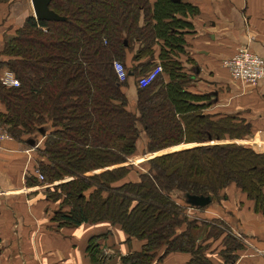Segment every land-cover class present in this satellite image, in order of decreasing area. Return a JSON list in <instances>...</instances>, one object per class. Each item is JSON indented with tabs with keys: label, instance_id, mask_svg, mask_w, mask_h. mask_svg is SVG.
Segmentation results:
<instances>
[{
	"label": "trees",
	"instance_id": "1",
	"mask_svg": "<svg viewBox=\"0 0 264 264\" xmlns=\"http://www.w3.org/2000/svg\"><path fill=\"white\" fill-rule=\"evenodd\" d=\"M17 2L25 4L0 0V5L14 8ZM50 8L65 21L38 20L32 12L5 41L0 126L17 142H41L36 164L45 180L33 173L28 184L60 182L45 191L58 203L53 221L119 227L128 241L143 244L122 256V264H158L174 253L189 255L187 264H214L207 255L212 245L225 264H234L244 243L223 221L199 223L187 210L221 204L235 188L264 214V154L237 143L211 144L243 140L253 133L251 124L204 115V107L195 104L201 97L181 82L187 77L176 51L184 44L181 31L192 29L183 18L196 16L198 7L186 0H54ZM137 45L132 62L138 65L129 67L128 55ZM156 49L163 72L142 89V76L158 66ZM147 56L151 59L139 63ZM115 61L128 72L125 82L117 77ZM6 71L14 73L18 87L2 84ZM131 78L135 109L126 93ZM184 143L199 146L153 157L147 169L129 164L138 154ZM186 195L212 202L197 208ZM100 239L89 241L92 264L108 260Z\"/></svg>",
	"mask_w": 264,
	"mask_h": 264
},
{
	"label": "crops",
	"instance_id": "2",
	"mask_svg": "<svg viewBox=\"0 0 264 264\" xmlns=\"http://www.w3.org/2000/svg\"><path fill=\"white\" fill-rule=\"evenodd\" d=\"M186 1L196 5L199 13L183 18L192 29L181 31L185 33L184 44L176 51V61L187 77L181 82L187 91L201 97L195 104L204 107V115L235 116L251 124L253 133L241 142L264 154V79L255 85L235 81L225 66L240 47L250 48L264 59V0ZM31 8L30 0L17 2L14 8L0 5V61L4 38L24 24ZM156 50L154 61L162 66ZM137 51L135 48L128 55L129 67L138 65L132 62ZM148 59L151 57L139 63ZM163 79L170 81L167 74ZM134 82L129 80L126 93L135 109ZM36 149L27 142H0V264H92L88 247L94 237H101L100 245L108 258L104 264H122V256L141 250L142 242L128 241L123 230L110 223L71 227L53 221L58 203L50 202L45 191L55 184H28L29 176L37 175ZM160 153L138 154L129 164L147 166L151 158L163 155ZM227 194V201L188 214L199 223L213 224L211 220L219 219L242 239L245 249L235 253L238 259L234 264H264V214L255 212L253 202L235 188H229ZM215 251L216 245L210 247L209 258L214 264H225ZM189 260L187 254L174 253L158 264H187Z\"/></svg>",
	"mask_w": 264,
	"mask_h": 264
},
{
	"label": "built area",
	"instance_id": "3",
	"mask_svg": "<svg viewBox=\"0 0 264 264\" xmlns=\"http://www.w3.org/2000/svg\"><path fill=\"white\" fill-rule=\"evenodd\" d=\"M231 78L235 81L243 82L250 85H255L264 79V59L253 53L250 48L240 47L235 54L225 63ZM114 69L120 82H125L128 77V72L124 68L123 63L114 62ZM163 72L161 65L156 66L147 75L142 76L140 86L143 88L152 84L156 78ZM2 84L8 88L18 87L20 85L18 79L11 71H6L1 77ZM12 136L3 128H0V142L11 141ZM39 180L44 181L45 177L36 171Z\"/></svg>",
	"mask_w": 264,
	"mask_h": 264
},
{
	"label": "water",
	"instance_id": "4",
	"mask_svg": "<svg viewBox=\"0 0 264 264\" xmlns=\"http://www.w3.org/2000/svg\"><path fill=\"white\" fill-rule=\"evenodd\" d=\"M54 0H31L33 15L36 19L48 22H61L65 21V17L58 15L55 11L51 10L50 5ZM180 1V0H178ZM32 146H37L40 141L29 140L27 142ZM185 199L191 206L202 208L211 204V198L197 197L186 195Z\"/></svg>",
	"mask_w": 264,
	"mask_h": 264
},
{
	"label": "rangeland",
	"instance_id": "5",
	"mask_svg": "<svg viewBox=\"0 0 264 264\" xmlns=\"http://www.w3.org/2000/svg\"><path fill=\"white\" fill-rule=\"evenodd\" d=\"M21 2H23L24 0H20ZM25 3H27V0H25ZM9 38H11L10 36H6V38H4V44H5V41H7ZM139 46V47H138ZM135 48L137 49V50H139L140 49V45H137V46H135ZM139 48V49H138ZM124 68H125V66H124ZM126 69V68H125ZM153 69V68H152ZM151 69V70H152ZM150 71V70H149ZM148 72V71H147ZM145 74V73H144ZM143 74V75H144ZM140 76H142V75H140ZM0 128H3L2 126H0ZM4 129V128H3ZM9 135H11L9 132H7ZM12 136V135H11ZM12 138H13V141H15V139H14V137L12 136ZM242 140V139H241ZM241 140H238V139H234V140H227V141H225V140H223V141H221L219 144H223V143H237V144H242V145H246L245 143H242L241 142ZM240 142V143H239ZM213 144H217V142H213ZM192 146V145H191ZM190 145H181V146H179L178 148H176V149H169V150H167V151H161V153L160 154H165L166 152H167V154H168V152H175V151H180V150H184V149H186V148H188V149H190L189 147H191ZM196 147V146H195ZM134 162L135 163H139V161L137 160V159H134ZM134 166H138V164H135ZM138 167H140V168H142V169H144V168H146L147 169V166H144V164L143 165H140V166H138ZM38 169H39V167H37ZM37 169V170H38ZM55 185H58V184H56L55 183ZM221 195H222V193H221ZM221 199L222 198V196H220V197H216V198H214L215 199V201H217V199ZM215 203V202H214ZM191 209V210H190ZM188 208V210H187V213H190V212H193L192 210H195V209H193V208ZM189 216H190V218L191 219H193L192 217H191V215L190 214H188ZM197 216V215H196ZM220 221L221 220H219V219H216V220H211V222L212 223H214V224H216V225H219V224H221L220 223ZM237 238V237H236ZM222 240V242L224 241H226V239L224 238H222L221 239ZM237 240H240V241H242V239L240 238V237H238L237 238ZM206 245H208V243L207 244H205V246ZM221 246H223V244L221 245ZM212 247H213V245H212ZM212 247H211V249H212Z\"/></svg>",
	"mask_w": 264,
	"mask_h": 264
},
{
	"label": "bare ground",
	"instance_id": "6",
	"mask_svg": "<svg viewBox=\"0 0 264 264\" xmlns=\"http://www.w3.org/2000/svg\"><path fill=\"white\" fill-rule=\"evenodd\" d=\"M30 4H31V0H30ZM31 6H32V4H31ZM32 9V12H33V8H31Z\"/></svg>",
	"mask_w": 264,
	"mask_h": 264
}]
</instances>
